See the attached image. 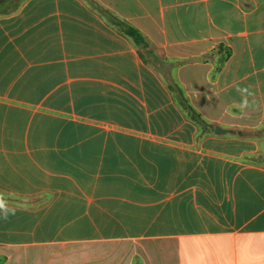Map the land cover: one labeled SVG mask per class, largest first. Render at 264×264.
Returning <instances> with one entry per match:
<instances>
[{
  "label": "crops",
  "instance_id": "crops-1",
  "mask_svg": "<svg viewBox=\"0 0 264 264\" xmlns=\"http://www.w3.org/2000/svg\"><path fill=\"white\" fill-rule=\"evenodd\" d=\"M97 1L176 88L88 0L1 15L0 264H264V0Z\"/></svg>",
  "mask_w": 264,
  "mask_h": 264
},
{
  "label": "trees",
  "instance_id": "trees-1",
  "mask_svg": "<svg viewBox=\"0 0 264 264\" xmlns=\"http://www.w3.org/2000/svg\"><path fill=\"white\" fill-rule=\"evenodd\" d=\"M88 1L105 16V18L109 21L112 26L117 28L122 34L126 35L127 37H129V39H131V41L139 48L141 55L145 59L148 57L147 60H151L150 62H152V58L170 60L160 56L157 51V48L154 46L149 36L145 34L136 25H134L132 22L125 18H122L110 8H107L100 4L97 0ZM25 2L26 0H0V16L18 11ZM146 52H148V54ZM175 81L176 80L173 79L171 84H173L176 88L177 84ZM175 91L177 92L176 89ZM183 98L181 99L183 109L185 110L187 116L192 119L198 126V139H201L210 134L211 132L215 131V125L209 122L200 111L193 107L187 97L183 96ZM246 158L249 160H255L254 155H246ZM0 199L16 201L20 200L2 192H0Z\"/></svg>",
  "mask_w": 264,
  "mask_h": 264
},
{
  "label": "rangeland",
  "instance_id": "rangeland-1",
  "mask_svg": "<svg viewBox=\"0 0 264 264\" xmlns=\"http://www.w3.org/2000/svg\"><path fill=\"white\" fill-rule=\"evenodd\" d=\"M148 54V53H147ZM152 62L155 64V66H157L159 69H161L162 71H163V73L165 74V76L167 77V79L170 81V82H172L173 81V77H172V74L171 73H169V65L171 64V61H169V60H162V59H158V58H156V59H153L152 58ZM77 248H75V249H72V251L73 250H76ZM72 251H70V253L72 252ZM64 252H66V251H59V250H55V251H51V255H53V254H55V253H58V255H57V257L58 256H60V257H63V254H64ZM78 255H74V256H77V257H79V258H81V255H82V252H84V249L83 248H80V247H78ZM76 253V252H75ZM97 255H98V251H95V256L97 257ZM72 256V255H71ZM70 256V257H71ZM74 256H73V258H74Z\"/></svg>",
  "mask_w": 264,
  "mask_h": 264
},
{
  "label": "clouds",
  "instance_id": "clouds-1",
  "mask_svg": "<svg viewBox=\"0 0 264 264\" xmlns=\"http://www.w3.org/2000/svg\"><path fill=\"white\" fill-rule=\"evenodd\" d=\"M237 91L241 94L242 96V102H241V111H243L245 108L251 107L248 97L252 95V93L249 91L248 88H237ZM255 102L253 101V105ZM14 209H9L6 204L4 203L3 200H0V212L4 214V218L7 219L8 215L14 214Z\"/></svg>",
  "mask_w": 264,
  "mask_h": 264
},
{
  "label": "water",
  "instance_id": "water-1",
  "mask_svg": "<svg viewBox=\"0 0 264 264\" xmlns=\"http://www.w3.org/2000/svg\"><path fill=\"white\" fill-rule=\"evenodd\" d=\"M225 130H226V129H224V128L220 127V126L217 127V131H218V132H224Z\"/></svg>",
  "mask_w": 264,
  "mask_h": 264
}]
</instances>
